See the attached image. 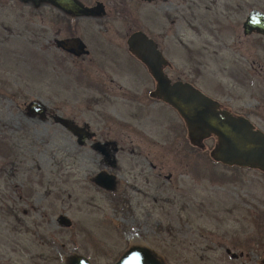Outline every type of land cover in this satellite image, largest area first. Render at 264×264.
<instances>
[{"label": "rangeland", "instance_id": "rangeland-1", "mask_svg": "<svg viewBox=\"0 0 264 264\" xmlns=\"http://www.w3.org/2000/svg\"><path fill=\"white\" fill-rule=\"evenodd\" d=\"M192 2L173 1L170 22L163 19L172 78L198 68L202 92L264 131V36L241 28L264 0ZM39 24L36 9L0 0V264H68L75 255L110 264L131 246L165 264H262L264 173L212 159L214 137L192 143L180 118L167 149L164 130L144 139L110 133L124 148L110 150L106 163L52 120L27 115L25 105L39 99L79 124L92 121L84 88L76 93L71 77L54 69V51L41 49ZM149 26L141 18L142 30ZM145 73L131 71L149 83ZM153 115L168 118L160 107ZM98 119L93 130L104 126ZM102 171L113 176L109 188L95 182Z\"/></svg>", "mask_w": 264, "mask_h": 264}, {"label": "flooded vegetation", "instance_id": "flooded-vegetation-1", "mask_svg": "<svg viewBox=\"0 0 264 264\" xmlns=\"http://www.w3.org/2000/svg\"><path fill=\"white\" fill-rule=\"evenodd\" d=\"M173 1L184 2L183 5L186 6L193 4L192 0H56V3L39 0L36 7L32 1L23 3L37 10L40 47L43 51L47 48L54 51V69L61 78L65 75L71 77V84L76 93L79 88H84L91 122L95 125V119L99 118L104 126L100 128L101 130H93L91 122L79 124L73 116L71 118L60 116L72 120L88 131V137L83 145L90 146L92 155L94 151L102 154L106 163L110 162V150L118 151L124 148L119 137H107L110 133L128 136L136 134L144 139L149 137L148 133L151 130L154 133L160 131L161 135L164 130L167 140L164 148L167 149L171 145L169 129L177 126L181 130L182 118L177 111L162 98L152 95L157 83L148 66L128 45L132 34L141 31L152 41L161 55V70L171 82H188L201 90L195 84L198 68L194 70L195 75L186 74L191 78L185 77V80L172 78V58L169 54L172 49L169 40L171 25L167 30L169 23L166 24V21L171 16L167 8L173 6ZM61 5L67 6V9H61L59 7ZM82 8H90L93 11L89 14L79 13ZM141 18L150 23L149 32L142 30ZM164 18L167 20L163 24ZM48 32L51 35L48 36ZM61 42H65V45ZM186 50L191 54L190 59L194 60L193 50L187 46ZM141 67L147 73L145 76L149 83L136 79L137 75L132 76L131 71L138 72ZM157 107H160L162 114L168 115V118L158 121L153 115ZM220 108L226 109L221 104ZM55 114L59 115L48 109L46 117L42 120L53 121L52 115ZM174 114L177 119L174 118ZM55 124L67 131L60 124ZM72 136L77 143L76 137ZM151 144H154V140ZM133 149L134 147H131V150ZM147 164L151 169L156 168L150 160ZM166 178L170 179L171 175H167ZM190 247L193 246H187V249ZM193 249V252H198V248ZM181 257L183 259L180 260L189 258L183 255ZM86 259L92 264H99ZM199 259L198 254L192 258ZM72 260L71 257L68 264H71Z\"/></svg>", "mask_w": 264, "mask_h": 264}, {"label": "water", "instance_id": "water-1", "mask_svg": "<svg viewBox=\"0 0 264 264\" xmlns=\"http://www.w3.org/2000/svg\"><path fill=\"white\" fill-rule=\"evenodd\" d=\"M23 3L33 2L36 7L39 0H21ZM56 3V0H43ZM67 9V6H59ZM93 10L82 8L79 13L89 14ZM242 33L248 36L252 33L264 36V11L252 8L248 11L242 25ZM65 45V42H61ZM128 45L141 57L156 81L153 96L162 98L171 105L184 121L189 140L194 144H202L204 139L214 137L216 142L210 156L217 162L226 165L249 166L264 173V131L256 128L246 116L234 115L220 108L217 100L208 96L188 82H171L161 70V55L154 44L141 31L135 32L129 38ZM67 47V46H64ZM47 106L39 99L31 100L25 105L29 116L40 119L46 117ZM53 121L60 124L77 139V144L83 145L88 137V131L78 126L72 120L60 115H52ZM113 176L99 172L95 177L107 188L112 183ZM61 226L69 227L71 221L66 215L57 218ZM71 264H92L84 256L75 255ZM112 264H165L155 259L151 251L141 246H131ZM264 264V248L263 260Z\"/></svg>", "mask_w": 264, "mask_h": 264}]
</instances>
